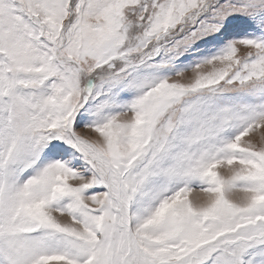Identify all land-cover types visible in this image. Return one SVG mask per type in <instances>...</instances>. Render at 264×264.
Returning <instances> with one entry per match:
<instances>
[{"label": "snow or ice", "instance_id": "obj_1", "mask_svg": "<svg viewBox=\"0 0 264 264\" xmlns=\"http://www.w3.org/2000/svg\"><path fill=\"white\" fill-rule=\"evenodd\" d=\"M0 264H264V0H0Z\"/></svg>", "mask_w": 264, "mask_h": 264}]
</instances>
